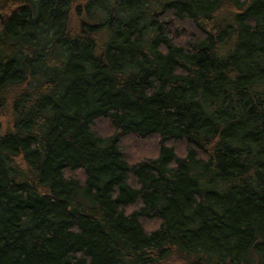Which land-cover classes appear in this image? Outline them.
Listing matches in <instances>:
<instances>
[{
    "label": "trees",
    "instance_id": "1",
    "mask_svg": "<svg viewBox=\"0 0 264 264\" xmlns=\"http://www.w3.org/2000/svg\"><path fill=\"white\" fill-rule=\"evenodd\" d=\"M0 264H264V0H0Z\"/></svg>",
    "mask_w": 264,
    "mask_h": 264
},
{
    "label": "rangeland",
    "instance_id": "2",
    "mask_svg": "<svg viewBox=\"0 0 264 264\" xmlns=\"http://www.w3.org/2000/svg\"><path fill=\"white\" fill-rule=\"evenodd\" d=\"M71 19H72L71 21H73V23H75V21H76L75 18L71 16ZM135 146H136V144L133 145V148H135V152L134 153L133 152H129L128 153V156L129 157H134V155L141 154L147 148V145H141V147H139V146L138 147H135ZM129 154H133V155H129Z\"/></svg>",
    "mask_w": 264,
    "mask_h": 264
}]
</instances>
